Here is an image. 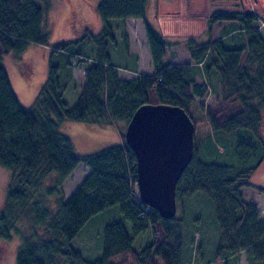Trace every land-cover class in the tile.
<instances>
[{
    "label": "trees",
    "instance_id": "trees-1",
    "mask_svg": "<svg viewBox=\"0 0 264 264\" xmlns=\"http://www.w3.org/2000/svg\"><path fill=\"white\" fill-rule=\"evenodd\" d=\"M147 6L148 0H100L96 15L101 29L90 37L95 52L87 56L68 51L77 42L48 44V0H0V168L11 173L6 204L0 212V241L19 233L15 264H181L183 215L162 218L139 200L136 159L124 140L126 124L137 108L151 104V96L155 104L182 108L195 127L193 157L176 184V202L196 193L211 201L219 229L216 258L244 253L248 264H264V217L242 193L264 159L260 135L264 37L255 27L260 15L253 10L211 12L206 18L208 30L218 22H237L245 36L244 45L227 46L223 39L196 43L188 38L183 43L190 61L171 64L163 60L169 44L148 21ZM111 19L142 21L153 67L150 76L118 77L110 54L116 44L114 27L108 24ZM30 45L49 49L50 57L32 107L25 109L1 60L12 56L18 70L27 71L22 55ZM56 54L67 57L66 66L84 69V82L72 105L63 99V83L78 81L72 71L63 74L52 62L51 56ZM215 82L220 96L212 106L204 104L203 98ZM194 103L195 112L203 115L198 121L191 116ZM63 123L122 124L121 142L79 156L71 140L59 131ZM198 123H207L215 135L236 134L234 164L200 158ZM79 164L88 173L66 198L63 185ZM257 190L264 194V189ZM114 205L130 223V233L119 221L105 224L100 256L84 259L72 247L73 239L92 216ZM22 223L25 229L19 230ZM147 230L150 241L135 250L136 237Z\"/></svg>",
    "mask_w": 264,
    "mask_h": 264
},
{
    "label": "rangeland",
    "instance_id": "rangeland-1",
    "mask_svg": "<svg viewBox=\"0 0 264 264\" xmlns=\"http://www.w3.org/2000/svg\"><path fill=\"white\" fill-rule=\"evenodd\" d=\"M100 0H48V28L50 46L59 42H77L69 46V52L91 55L95 52L94 45L90 37L99 34L101 29L100 21L96 15V5ZM162 7L161 13L173 15L176 19L190 18L192 15L204 19V7H207L209 14L215 10H253L260 18L264 19V0H151ZM198 13V15H196ZM201 13V14H200ZM180 14V15H179ZM208 14V15H209ZM172 17V16H171ZM207 18V17H205ZM255 24L261 35L264 37V24L262 20ZM121 20L111 19L108 24L113 28ZM123 26L132 27L134 33L131 34L132 41L136 45V50L142 48V33L136 32V22H124ZM207 25V23H206ZM212 38L217 35H210ZM243 33H233L226 44H230V38L235 40L238 46H241L244 40ZM145 38V37H144ZM188 38L194 39L196 43H202L209 39V34L193 35L183 34V40ZM122 42L119 39V43ZM110 45V44H109ZM111 46V45H110ZM183 46V47H182ZM174 48L177 51L179 60L185 63L189 57L185 53V44ZM117 44H115V47ZM119 48V47H118ZM111 49V47H110ZM113 52L111 60L117 63L121 61L120 49H111ZM49 49L38 45H30L22 55V61L25 63L27 71L21 73L12 56L3 57L1 63L7 73L11 87L16 93L21 106L25 109L32 107L33 100L45 79V61L50 57ZM66 56L56 54L51 56L52 62L59 67L64 74L69 75L72 71L74 79L79 82L82 80V74L74 66H66ZM77 66L78 63L73 60ZM188 60L187 62H189ZM64 66V67H62ZM69 78V77H68ZM70 79V78H69ZM199 81V80H197ZM200 82V81H199ZM63 99L72 105L76 99L78 85L73 79L66 80L64 83ZM220 96V93L218 97ZM217 97V98H218ZM218 99L214 100L211 95L203 98V103L213 105ZM150 103L155 104V97L151 96ZM196 104L194 103L191 116L195 121L202 119V114L195 112ZM74 126V127H72ZM84 126V127H82ZM123 127V125L121 124ZM99 127V126H98ZM95 125L83 123H63L59 127L62 135L68 137L74 147L76 155H86L97 152L105 147L116 145L118 142L112 131V127L98 128ZM107 132V133H105ZM260 135L264 142V119L260 128ZM236 134H219L212 133L207 123H198L196 126V140L200 152V158L207 161L220 162L224 164H234L236 156L234 153ZM223 141V143H222ZM83 164H79L77 169L69 175L64 186L66 198L81 183L85 177ZM11 173L0 168V212L6 204V194ZM249 187L242 189L244 200L257 206L259 213L264 217V194L260 193L257 188L264 189V159L259 167L253 172L249 179ZM183 215L182 224V248L181 264H248L247 256L240 253L236 257L228 259L216 258L214 255L218 245L219 229L214 219L213 204L211 201L200 193L193 196L185 197L177 203L176 216ZM119 221L123 223L128 232L131 231L130 223L124 219L118 210V206L109 207L103 212L92 216L84 226L79 230L77 236L72 241V247L78 250L81 256L86 260H94L101 254L102 247V230L105 224ZM19 222V221H18ZM21 223V220L20 222ZM18 223V224H19ZM19 230L25 229V223L18 226ZM24 232V231H23ZM21 232V233H23ZM151 239L150 231L140 234L136 237L133 248L137 251L141 249ZM21 240L19 233H12L8 241H0V264H15V256L19 249ZM226 260V261H225Z\"/></svg>",
    "mask_w": 264,
    "mask_h": 264
},
{
    "label": "water",
    "instance_id": "water-1",
    "mask_svg": "<svg viewBox=\"0 0 264 264\" xmlns=\"http://www.w3.org/2000/svg\"><path fill=\"white\" fill-rule=\"evenodd\" d=\"M195 127L178 106L144 104L126 124L124 140L136 159L139 200L165 219L177 210L176 184L193 157Z\"/></svg>",
    "mask_w": 264,
    "mask_h": 264
},
{
    "label": "crops",
    "instance_id": "crops-1",
    "mask_svg": "<svg viewBox=\"0 0 264 264\" xmlns=\"http://www.w3.org/2000/svg\"><path fill=\"white\" fill-rule=\"evenodd\" d=\"M157 3H159V1L155 3L154 1L148 0L147 19L163 35L166 42L169 44V46L165 49V55L163 59L165 62H168L171 64L183 63L181 59L179 60L177 51L174 49L178 46H182V43L184 41L183 34L193 35L195 37L198 32L200 34L207 33L209 34V39L202 43H205L208 41H216L218 39H223L224 43L226 44L228 37L233 35V33H238L239 31H240L239 33H241V30H239L238 23L231 22V21L218 22L214 24L208 30L207 25H206V18H205L209 14L207 7H204L205 10L202 11V12L206 11L205 13H202L204 14V17H203L204 19L202 20H200L201 17L195 16V15L194 16L192 15L190 18H187V19L185 18L176 19L173 17V15L168 14V12L161 13L159 10L163 6L162 5L163 3H161V5L160 4L157 5ZM196 15H198V13ZM124 22H136L137 23L136 32H141L143 35L142 38H140L142 48L136 50V45L132 41L133 38L131 36V34L134 33V30L132 27H128L125 25L123 26L122 24L123 22H119L118 23L119 25H116L114 27L117 47L112 48V49L116 51V49H118V47H120L123 43L126 44V47L124 45L123 49L122 48L120 49L121 56L122 57L125 56V57L121 58V61H119L118 63L116 61H113V64L117 66L118 77L121 80H128L140 74L150 76L153 73V67L151 63L150 53H149L147 43H146V38H144L145 30H144L143 23L139 19H126L124 20ZM211 34L213 35L215 34L217 35V37L212 38L210 36ZM119 39L122 40L121 43H119ZM229 41H230V44H226L227 46H231V47L238 46L235 40H232L230 38ZM244 42H245V37H244V40H242L241 46L244 45ZM184 49H185V53H187V56L189 57L188 50L186 48ZM112 53L113 52L110 50V54ZM171 53H174L175 55L170 56ZM79 70L81 71V74H82V80L80 82L77 80L78 81L77 83H78V86H81L84 82V78H83L84 69L80 68ZM197 80L201 82L200 79H197ZM214 80H217V79L215 78ZM214 85L215 87L214 88L211 87L209 90L210 92L208 94L211 95L215 100L216 96L220 92V89H219V84L217 82H215ZM78 92H79V87H78L77 94ZM95 127H98V126H95ZM107 127H112V129L109 128L108 130L112 131L111 134L115 136L116 142L120 143L121 142L120 131L122 129L121 124L107 126ZM98 128H101V127H98ZM77 167L75 169H77ZM75 169L72 171V173L75 171ZM84 169L86 172L85 174H87L88 168L84 166Z\"/></svg>",
    "mask_w": 264,
    "mask_h": 264
}]
</instances>
